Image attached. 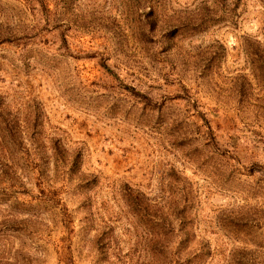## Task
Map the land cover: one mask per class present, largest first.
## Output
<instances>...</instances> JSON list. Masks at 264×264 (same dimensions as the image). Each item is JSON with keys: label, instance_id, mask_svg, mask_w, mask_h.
Segmentation results:
<instances>
[{"label": "rangeland", "instance_id": "1", "mask_svg": "<svg viewBox=\"0 0 264 264\" xmlns=\"http://www.w3.org/2000/svg\"><path fill=\"white\" fill-rule=\"evenodd\" d=\"M0 264H264V0H0Z\"/></svg>", "mask_w": 264, "mask_h": 264}]
</instances>
